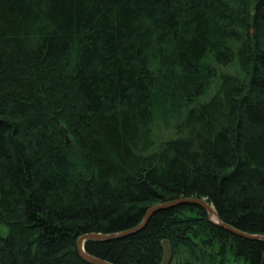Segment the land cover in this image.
Instances as JSON below:
<instances>
[{
	"label": "trees",
	"instance_id": "16d2710c",
	"mask_svg": "<svg viewBox=\"0 0 264 264\" xmlns=\"http://www.w3.org/2000/svg\"><path fill=\"white\" fill-rule=\"evenodd\" d=\"M264 235V0H0V264H92L155 204ZM264 264L183 203L90 239L113 264Z\"/></svg>",
	"mask_w": 264,
	"mask_h": 264
},
{
	"label": "water",
	"instance_id": "95a60500",
	"mask_svg": "<svg viewBox=\"0 0 264 264\" xmlns=\"http://www.w3.org/2000/svg\"><path fill=\"white\" fill-rule=\"evenodd\" d=\"M183 203H192V204H197V205L204 207L207 210L209 217L212 221H214L218 225L228 229L229 231H231L237 235L264 241V235L263 234H249V233L243 232V231L235 228L234 226H232L226 222H223L220 219V217L218 216V213L216 211L215 206L212 203H210L209 201H207L206 199L196 198V197H190V198L183 197V198H178V199H174V200L155 204L154 206L150 207L147 210V212L145 213V216H144L141 223H139L137 226H135L131 229H128L126 231H123L120 233H115V234H102V233L92 232V233H86V234L80 236L78 239V249H79L80 255L85 260H87L88 262H90L92 264H113L109 261H106V260H103L101 258H98V257H95L93 255L88 254L85 251V242L87 240H90V239L108 240V239H112L115 237L124 236V235H128V234L137 232V231L141 230L147 224V222L149 221L151 216L157 210L162 209V208L174 207V206H177V205H180Z\"/></svg>",
	"mask_w": 264,
	"mask_h": 264
},
{
	"label": "rangeland",
	"instance_id": "374dc122",
	"mask_svg": "<svg viewBox=\"0 0 264 264\" xmlns=\"http://www.w3.org/2000/svg\"><path fill=\"white\" fill-rule=\"evenodd\" d=\"M0 232L4 235L7 234L8 228L3 226L0 227ZM170 258V248L168 243H165V256L161 264H166ZM224 264H246L243 260H238L234 258L233 255H229L228 260Z\"/></svg>",
	"mask_w": 264,
	"mask_h": 264
}]
</instances>
